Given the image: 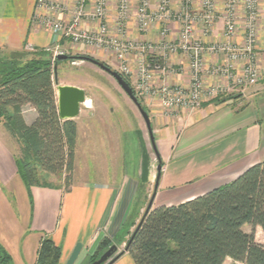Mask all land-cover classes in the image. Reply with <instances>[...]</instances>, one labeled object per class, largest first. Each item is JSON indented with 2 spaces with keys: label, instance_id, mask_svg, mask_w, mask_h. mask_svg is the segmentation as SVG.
I'll return each instance as SVG.
<instances>
[{
  "label": "crops",
  "instance_id": "0c3cea01",
  "mask_svg": "<svg viewBox=\"0 0 264 264\" xmlns=\"http://www.w3.org/2000/svg\"><path fill=\"white\" fill-rule=\"evenodd\" d=\"M37 1L0 0L1 51L23 52L26 48L42 50L59 42V39L63 45H67L61 38L43 28L41 21L46 16H52L58 21H69L74 0H51L65 8L63 13L54 14L39 9ZM158 1L150 0L153 11L156 10ZM214 2L216 20L212 30L206 35L205 25L201 21L195 24V38L206 46L227 41L224 35L226 0ZM243 3L244 0H240L236 9L238 33L230 39L231 44L238 47H243L245 43ZM128 4L129 19L125 24V36L133 41L145 39L151 43L161 42L163 26L155 24L148 33L140 34L136 20L139 0H128ZM92 7L93 0H90L88 10L91 11ZM182 7V0H172L173 19L168 24V41H174L180 36L182 23L176 16L180 15ZM191 9L193 14H200L201 0H193ZM259 10L255 49L260 72L257 85L238 88L234 79L213 73L215 69L223 68L230 62L224 54L206 53L204 84L226 91L236 86L237 95L232 93L227 97L206 99L201 109L193 113L181 112L172 117L165 115L157 100L147 101L153 137L163 164L159 180L158 159L151 151L146 124L144 125L142 116L135 109L130 112L135 133L131 136V141L126 142L127 149L122 154L119 151L115 156L112 169L97 165L92 177L89 175L82 182L74 177L70 192H66L64 188L28 189L18 175L15 154L9 144L10 135L3 124L0 126V245L10 255L12 264H36L45 235L50 236L62 249L61 264L66 263L78 243L83 245L81 254L88 253L101 233L102 240L107 239L111 247L116 246L118 253H121L116 243L137 227L146 210L147 199H152L154 207L176 206L222 187L251 166L264 162V0H259ZM107 12L109 36L117 37L118 0H108ZM80 26L82 30L89 32H95L99 28L97 22L88 19ZM94 52L96 54L98 51L92 50V57ZM110 55L114 57L108 51V56ZM113 62L111 64L115 63ZM165 62L173 70L167 77V82L172 86L188 88L191 82L189 57L182 53L172 54ZM233 67L234 77L243 78L244 62L233 63ZM108 119L112 122L111 117ZM111 129L110 135L122 133L120 127L117 131L112 124ZM79 135L80 127L78 139ZM107 136L109 135L105 132L100 135L102 138ZM121 143L118 142L119 148H124ZM214 148L216 152L200 157L205 149ZM145 152L148 153L146 158ZM174 163L182 164L183 168H176L173 175L170 174V167ZM144 187L148 191L140 196V190ZM167 190L172 191L169 198L160 202L159 192ZM133 212L135 214L132 217ZM229 260L231 259H227L224 264ZM113 264L135 262L125 253Z\"/></svg>",
  "mask_w": 264,
  "mask_h": 264
},
{
  "label": "trees",
  "instance_id": "16d2710c",
  "mask_svg": "<svg viewBox=\"0 0 264 264\" xmlns=\"http://www.w3.org/2000/svg\"><path fill=\"white\" fill-rule=\"evenodd\" d=\"M38 56L26 60L22 52L0 50V121L19 147L15 163L28 189L64 188L70 192L78 125L60 118L54 74L50 63ZM60 62L57 58L56 65ZM27 106L36 111L31 124L24 117ZM154 151L162 164L158 150ZM245 226L264 233V162L185 203L159 207L152 203L133 232L128 250L117 257L128 253L135 264H224L227 259L264 264V246L255 241L254 232L244 231ZM105 249L103 239L90 254V264ZM61 259L62 249L45 235L36 264H61ZM11 262L0 245V264Z\"/></svg>",
  "mask_w": 264,
  "mask_h": 264
},
{
  "label": "built area",
  "instance_id": "2783aa9c",
  "mask_svg": "<svg viewBox=\"0 0 264 264\" xmlns=\"http://www.w3.org/2000/svg\"><path fill=\"white\" fill-rule=\"evenodd\" d=\"M183 10L179 16H176L182 23V30L179 39L167 41L169 33L168 24L173 19L171 12L172 0H160L158 8L153 11L151 9L150 0H139V8L137 10L136 19L141 31L147 32L149 29L160 23L162 27L161 43L156 45L132 44L126 43L121 39H110L109 26L107 24V2L108 0H93L91 11L88 10L90 0H74V9L71 15L70 22H62L56 20L52 16L42 18V25L51 30L55 35L70 40L73 44H81L84 46L95 47L98 49L113 50L119 60L120 70L122 74H131L128 64V56L131 52L137 51L141 58L138 62V86L142 95L148 97L159 98L162 108L165 111L185 110L193 113L201 108L204 96L215 97L217 90L214 88H204V55L224 54L229 60V64L223 68H217L213 72L216 74H224L231 80L242 84L247 83L249 86L255 85L259 79V70L257 66V55L255 52L257 45V25L260 18L259 0H244L245 8V43L243 47H238L231 44L230 39L238 33L236 9L239 0H227L225 6V32L226 42L213 44L210 46L204 45L194 37V24L201 21L210 30L215 17V2L214 0H202L201 13L196 15L191 12L193 0H182ZM37 6L41 10H46L49 13H57L65 11V8L60 3H54L51 0H38ZM118 16H119V32L125 33L126 22L129 19V4L128 0H118ZM92 20L99 23L97 32H89L80 28L81 23L85 20ZM206 32V33H207ZM33 50V49H32ZM51 50H58L52 48ZM167 57L171 53H185L190 56L191 66V85L185 89L178 86H168L162 84L156 86L154 84V71H159L161 75L165 74V69L161 65L147 63L145 53L157 52ZM60 52L55 53L58 57ZM244 62V77L237 79L234 77L233 63ZM233 80V81H234Z\"/></svg>",
  "mask_w": 264,
  "mask_h": 264
},
{
  "label": "rangeland",
  "instance_id": "374dc122",
  "mask_svg": "<svg viewBox=\"0 0 264 264\" xmlns=\"http://www.w3.org/2000/svg\"><path fill=\"white\" fill-rule=\"evenodd\" d=\"M226 2H227V0H226ZM239 2H240V0H239ZM159 3H160V0L158 1L156 9L158 8ZM201 9H202V0H201ZM182 10H183V7H182ZM63 12L64 11L61 10V12H58V13H63ZM259 12H260V10H259ZM52 14H54V12ZM70 21H71V19L68 22H70ZM62 22H67V21L62 20ZM214 22H213L209 31L212 30ZM195 24H194V37H195ZM236 24H237V22H236ZM98 25H99V23H98ZM236 26H237V29L239 30V26L238 25H236ZM117 27H118L117 29L119 30V27H120L119 23H117ZM43 28H45V27L43 26ZM137 28H138V32L142 35L149 32V31H147V32L141 31V29L139 28L138 22H137ZM205 28H206V26H205ZM45 29H47V28H45ZM47 30H49V29H47ZM98 30H99V28H98ZM49 31L52 32L51 30H49ZM97 31H95V32H97ZM109 32H110V29H109ZM208 32L206 33V35L208 34ZM55 36L59 37L57 35H55ZM59 38H61V37H59ZM110 39H121L122 41H124L126 43H132V44H138V45L145 44V45H156L157 46L158 44L161 43V42L151 43L145 39L139 40V41H133V40L127 38V36H125L124 32L123 33L119 32L117 37L110 36ZM61 40L65 43H67V45H63L59 39V42H56L54 45H52L50 47L43 48L42 50L41 49L36 50L33 48H32L33 49L32 50L31 48H26V50L23 51L22 53L25 55L24 59H26V60L37 57L39 55L38 57H42V59L47 60L50 63L51 70L54 74V83H55V89H56L57 97H58V86H62V85L75 86V87L83 90L86 94V97H87L86 103L87 104L81 106L80 115L76 120H74V121H76L78 127H80V135H79L77 148H76L74 177L78 180V182H82V180L87 179V177L89 175H90V177L93 176L94 168L97 165L105 166V167H108V169L109 168L112 169V167L114 165L115 156H117V153H119V151H121V154L125 151L126 146H128V145H126V142L131 141L130 138L135 133V130H134L135 127H134V123H133V119H132L133 117H132V114H130V112L134 111V109H135L136 113L140 117H141V115H140L138 109L136 108V106L132 103L130 98L126 95V93L118 85V83L115 81V79L112 76H110L108 73H106L104 70H102L97 65H95L89 61L82 60L81 57L94 59V60L106 65L112 71L120 74L123 77V79L128 80L130 82L131 88L133 89L134 95L137 97L138 101L141 103L143 109L148 113V115H149V109L146 106L147 101L155 99V100H157V102L159 103L160 106H161V102H160L159 98H155L153 96L148 97L146 95H142L141 91L137 88V86H138V78H137L138 77L137 76L138 71L137 70H139L138 69V62L141 58V55L139 52L133 51L128 56V64H129V67L131 70V74H125V73L122 74L121 70H120L119 60H118L117 55L115 54V52L113 50L98 49L95 47L84 46L81 44H73L70 40L64 39V38H61ZM162 40H163V38H162ZM199 42H201V41H199ZM52 48H58V50H51ZM92 50L98 51V52H96V54L94 52V57H92L93 55L91 54ZM108 51H110L114 55L115 58L111 55L108 56ZM56 52H60L59 55L64 54V55L70 57V59L66 60V61H61L58 65H56L57 58L59 57V56L55 57ZM98 53H103L104 55L99 56ZM105 53H107V54H105ZM179 53H181V52L171 53V54H168L167 57H164V58L159 51L145 53L147 63L151 64L152 66L161 65L162 69L163 68L165 69L164 75H161L159 73V71H154L153 80H154V84L156 86H159V85L161 86L163 83L170 86V84L167 82V77L169 76L170 73L173 72V70L166 64L165 59L168 58L169 55L179 54ZM182 54H185V53H182ZM40 55H42V56H40ZM185 55H187V54H185ZM187 56L190 59V56L189 55H187ZM74 57H80V58L74 59ZM112 61H114L115 63L113 62L114 64H111ZM55 66H57L58 83H56V79H55ZM204 73H205V67H204ZM203 76H204V74H203ZM259 78H260V72H259ZM157 79L159 80V82H156ZM237 79H239V78L237 77ZM234 83L237 85L238 88L241 86H249L247 83L239 84V83L235 82V80H234ZM203 84H204V81H203ZM257 84H258V82H257ZM257 84H255V85H257ZM190 85H191V82H190ZM255 85H252V86H255ZM203 86H204L206 91L208 89H211V88L216 89L217 94L215 95V97L205 95L203 100H202V104L204 103V101H206V99L212 100L213 98L216 99V98H220V97H227V96H230L229 94H232V93L237 95V93L235 91V89L237 88L236 86L233 89H231L230 91H228V90L226 91L224 89H221V88L215 87V86L208 87L205 84ZM178 87H181V86H178ZM182 88H184V87H182ZM185 89H187V88H185ZM201 107H202V105H201ZM161 108H162V106H161ZM162 109H163V111H165L164 108H162ZM111 111L113 112L112 114H111ZM181 112H186V111L179 109V110H174V111H165L164 113H165V115L172 117V116L178 115ZM103 113L105 115H103ZM24 117H25L26 122L28 124H31L36 118V111L32 107L27 106L24 108ZM109 117H111L112 122L108 119ZM149 117H150V115H149ZM141 119L143 121L142 117H141ZM143 123H144V121H143ZM111 124H112V127L117 129V131L119 130V127H120V130L122 133L117 132V134L110 135L109 132L112 130ZM1 125H2V122L0 121V126ZM144 125H145V123H144ZM146 128H147V126H146ZM103 132H105L106 135H109L106 137L107 139L100 137V135ZM148 133H149V131H148ZM119 134H123V136H120ZM149 139H150L149 142H150L151 151H152L153 155L156 157V154H155V151H154V148L152 145L150 133H149ZM121 141H122V143H121ZM154 141L156 143L155 139H154ZM109 142H111L112 146L109 145ZM118 142L123 144L124 148H122V147L119 148ZM9 144L13 150V153L17 154L19 151V147L16 144V142L14 140H12L11 137L9 139ZM138 146H139V144H138ZM213 152H216L215 148L212 150L205 149L202 153H200V157L201 156L204 157L207 154L213 153ZM147 155H148V153L145 152L144 157L146 158ZM197 157H199V154ZM176 168H183L182 164H180V163L172 164L170 167V174L174 175ZM155 188H156V186L154 187V191H155ZM144 191H148V188H145V187L141 188L140 196H142V193ZM150 191H153V189H151ZM170 192H172V191H168V190L167 191H160L159 192V194L161 196L160 202L169 198ZM152 194H154V192H152ZM151 200L152 199L150 198V199H147V201L145 202L146 208L149 206ZM144 213H143V215H144ZM134 214L135 213L133 212L132 217L134 216ZM135 229H134V231H135ZM134 231H132V233L130 235H128L127 237L120 239L121 240L120 242L116 243V245L119 247L120 252L125 250V248L127 247V244H128V242H129ZM244 231H246L247 233L254 232L255 241L258 244L264 246V233L262 232L261 229L257 228V229H255V231H253L252 227L245 226ZM104 240L106 242V249L103 251V254L107 250H109L111 247L109 241H107V239H105V238H104ZM86 251H88V250H86ZM83 255H84V257H83ZM83 255L81 254V257L77 261V264H90L89 251H88V253L86 252ZM36 263H37V261H36ZM60 263H62V261ZM10 264H12V262ZM226 264H242V263L235 262L233 260H229Z\"/></svg>",
  "mask_w": 264,
  "mask_h": 264
},
{
  "label": "water",
  "instance_id": "95a60500",
  "mask_svg": "<svg viewBox=\"0 0 264 264\" xmlns=\"http://www.w3.org/2000/svg\"><path fill=\"white\" fill-rule=\"evenodd\" d=\"M70 57L61 54L58 57V60L60 61H66L69 60ZM82 60L89 61L98 67H100L102 70H104L106 73H108L110 76H112L115 81L118 83V85L123 89V91L126 93V95L130 98L132 103L136 106L138 109L140 115L142 116L147 129L150 133V137L152 140V144L154 145V148L157 150L156 143L154 141L153 137V130L151 125V120L148 115V113L143 109L141 103L138 101L137 97L134 95L133 89L131 86L123 79V77L118 74L117 72L112 71L109 67L106 65L93 60L89 58H82ZM55 79L56 83H58V76H57V66H55ZM87 102L86 94L83 90L77 87L73 86H58V111L59 116L62 120H74L75 118L79 117L81 112V106L85 105ZM162 164H159L158 166V180L161 177V171H162ZM153 201L149 204L152 206ZM103 238V233H101L97 239L95 240L94 244L89 250V254H93V252L96 250L98 245L100 244L101 240ZM131 242V241H130ZM130 246V243H128L127 247L125 248V251L128 250ZM83 250L82 243H78L69 259L66 261L65 264H76L78 261L81 253ZM118 248L116 246H112L109 250H107L101 258L94 262L93 264H113L118 259Z\"/></svg>",
  "mask_w": 264,
  "mask_h": 264
},
{
  "label": "bare ground",
  "instance_id": "6f19581e",
  "mask_svg": "<svg viewBox=\"0 0 264 264\" xmlns=\"http://www.w3.org/2000/svg\"><path fill=\"white\" fill-rule=\"evenodd\" d=\"M87 104V103H86Z\"/></svg>",
  "mask_w": 264,
  "mask_h": 264
}]
</instances>
